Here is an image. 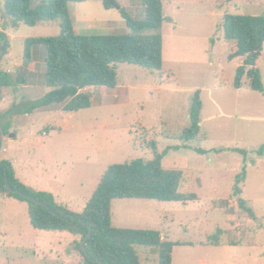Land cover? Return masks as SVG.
Here are the masks:
<instances>
[{"label":"rangeland","instance_id":"obj_1","mask_svg":"<svg viewBox=\"0 0 264 264\" xmlns=\"http://www.w3.org/2000/svg\"><path fill=\"white\" fill-rule=\"evenodd\" d=\"M116 1L133 21L144 19L142 0ZM3 7L0 0V32L10 47L4 54L0 44L2 69L14 79L19 70L29 71L25 85L0 92V122L12 127L3 139L2 158L13 164L23 184L55 195L58 205L81 214L110 165L153 160L148 148L157 142L159 152H166L162 166L184 173L180 192L195 193L198 200H115L113 226L156 230L183 244L174 248L172 264H264V156L257 154L264 145V93L252 91L247 79L241 89L234 88L239 65L227 62L229 45L222 38L226 15L264 16V0H165L160 72L118 64L116 88L83 91L92 95L91 108L65 112L48 107L28 114L25 108L51 89L44 85L43 67L25 66V42L59 36L60 21L36 27L20 23L14 29ZM69 11L77 34L131 33L121 12L106 10L101 1L70 3ZM214 42L212 59L207 51ZM34 57L43 63V49L36 48ZM258 69L264 85V51ZM197 91L203 102L201 134L187 143L179 136L190 125ZM229 148L248 155L195 152ZM244 171L246 181L237 196L236 178ZM75 241L68 233L36 230L27 203L0 196V264H79L70 255ZM135 249L143 264H156L150 247Z\"/></svg>","mask_w":264,"mask_h":264},{"label":"trees","instance_id":"obj_2","mask_svg":"<svg viewBox=\"0 0 264 264\" xmlns=\"http://www.w3.org/2000/svg\"><path fill=\"white\" fill-rule=\"evenodd\" d=\"M101 1L106 10L119 7L127 22L130 34L80 35L74 29L69 4ZM232 1V0H228ZM3 16L17 29L20 23L29 27L60 21L61 33L56 37L27 39L24 60L29 68L36 65L44 70V85L51 91L42 99L25 108V114L37 109L62 107L65 112H78L92 107V95L84 93L88 88L118 85V64H130L150 71H161L164 65V43L160 33L164 22L165 0H142L145 17L140 22L129 18L125 9L116 0H3ZM153 32V33H151ZM228 42L227 62L238 60L242 65L236 70L234 88L241 89L244 79L252 91L264 93V85L258 64L264 51V16L226 15L223 37ZM222 41V39L220 40ZM218 41V42H220ZM216 43V42H214ZM212 43V44H214ZM0 44L4 54L10 47L7 35L0 32ZM235 48L231 50L230 46ZM42 48L43 63L34 57V50ZM28 69L19 70L16 79L2 69L0 64V92L3 88L25 85ZM1 101V94H0ZM203 102L200 91L195 92L190 111V125L183 130L179 140L192 142L200 138ZM9 111L7 112L8 115ZM10 123L0 122V151L3 138L9 134ZM154 159L135 160L125 164L110 165L103 174L94 194L81 214L58 205L53 195L28 188L17 177L13 164L0 160V194L27 203L32 226L44 232H63L78 238L70 248V255L79 264H143L136 246L150 247L157 256L156 264H172L176 246L183 244L163 238L156 230L116 228L112 223V202L115 200H154L187 204L198 200L195 193L180 192L184 173L162 166L166 155L161 154L157 142H151ZM170 150L173 147L169 148ZM226 151L247 157L242 149L195 150L200 155L221 154ZM264 156V145L257 152ZM246 181V172L236 178V195H242L241 184ZM10 188L19 193L9 194ZM30 197V198H29ZM53 210L50 211L44 205ZM243 210L255 219L252 210L240 200ZM90 230L92 236L85 244Z\"/></svg>","mask_w":264,"mask_h":264},{"label":"crops","instance_id":"obj_3","mask_svg":"<svg viewBox=\"0 0 264 264\" xmlns=\"http://www.w3.org/2000/svg\"><path fill=\"white\" fill-rule=\"evenodd\" d=\"M151 33H153V32H151ZM217 45H218V42H216V43H214V44H212L211 45V47H209V49H208V51H207V53H209V54H211L212 53V59H213V57H214V54H213V50L217 47ZM207 61H208V63H209V65H212V61H211V59L208 57L207 58ZM228 63H238V65L239 66H241L242 65V62L241 61H238V60H234L233 62H228ZM238 69V68H237ZM2 103H4V102H1L0 103V108H3L2 107ZM11 130V129H10ZM11 138V137H10ZM16 138V137H15ZM4 139V141H6V136L3 138ZM41 140V139H40ZM5 143V142H4ZM4 150H6V146L4 147ZM2 151L0 152V160H3L4 158H2ZM15 166V165H14ZM21 181V180H20ZM48 192H50V191H48ZM0 196H1V198L3 199V200H10V199H12V197H8V196H6V195H2V194H0ZM54 196V199H56V196L55 195H53ZM13 199H15V198H13ZM17 200V199H16ZM19 201V200H18ZM19 202H21V201H19ZM24 203V202H23ZM28 205V204H27ZM28 211H29V208H28ZM44 232V231H43ZM163 238H165V237H163ZM59 245H60V242H59ZM235 245V244H234Z\"/></svg>","mask_w":264,"mask_h":264},{"label":"water","instance_id":"obj_4","mask_svg":"<svg viewBox=\"0 0 264 264\" xmlns=\"http://www.w3.org/2000/svg\"><path fill=\"white\" fill-rule=\"evenodd\" d=\"M116 9L119 10L120 8H119V7H116ZM7 191H8L9 194L19 193L18 191H14V190H12V189H10V188H8ZM29 198H30V197H29ZM39 204H40V205H44L42 202H39ZM44 206L47 207L46 205H44ZM47 208H48L50 211L53 212V210H52L51 208H49V207H47ZM91 236H92V231L90 230V232H89V234H88L86 240H84V241L81 243V249H82L83 251H85V244H86L87 240H89V239L91 238Z\"/></svg>","mask_w":264,"mask_h":264}]
</instances>
